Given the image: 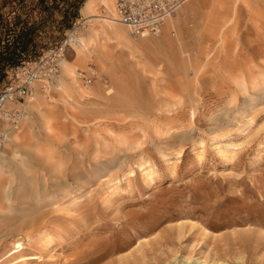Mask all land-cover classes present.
<instances>
[{
  "label": "rangeland",
  "instance_id": "1",
  "mask_svg": "<svg viewBox=\"0 0 264 264\" xmlns=\"http://www.w3.org/2000/svg\"><path fill=\"white\" fill-rule=\"evenodd\" d=\"M37 1L0 14L28 12L42 73L84 46L5 104L16 128L0 110V264H264V0H187L143 39L112 0L66 25L74 0Z\"/></svg>",
  "mask_w": 264,
  "mask_h": 264
},
{
  "label": "built area",
  "instance_id": "2",
  "mask_svg": "<svg viewBox=\"0 0 264 264\" xmlns=\"http://www.w3.org/2000/svg\"><path fill=\"white\" fill-rule=\"evenodd\" d=\"M186 0H114V10L119 20L127 26L129 33L134 38L158 35L165 21L174 14ZM67 44V40L63 41ZM62 45L52 51L48 73L41 72V56L24 61L21 65L8 71L9 82L0 92V103L3 100H11L22 103L25 98L32 95L35 90V82L41 80V76L58 73V59L63 55ZM84 81L90 83L96 75L95 70L89 67L87 74H81ZM12 125L17 123L20 111L7 110ZM17 116V117H16ZM10 119L9 117H7ZM4 139V134L0 133ZM0 139V142L3 140Z\"/></svg>",
  "mask_w": 264,
  "mask_h": 264
},
{
  "label": "trees",
  "instance_id": "3",
  "mask_svg": "<svg viewBox=\"0 0 264 264\" xmlns=\"http://www.w3.org/2000/svg\"><path fill=\"white\" fill-rule=\"evenodd\" d=\"M17 2L21 8H24V0H17ZM81 2L82 0L69 1L71 10L64 11L61 23L69 24L70 18L77 15L76 10ZM36 3L41 12H46L48 17L54 13L53 10L57 7L55 4L47 5L45 0ZM46 21L44 18L41 19V29ZM35 29L36 26L30 22L27 11L15 15L13 22L7 21L0 14V82L6 77L9 70L39 54L36 47Z\"/></svg>",
  "mask_w": 264,
  "mask_h": 264
},
{
  "label": "bare ground",
  "instance_id": "4",
  "mask_svg": "<svg viewBox=\"0 0 264 264\" xmlns=\"http://www.w3.org/2000/svg\"><path fill=\"white\" fill-rule=\"evenodd\" d=\"M103 4H105V5H107V2L109 1V0H100ZM187 1V0H186ZM185 1V2H186ZM184 2V3H185ZM89 3V2H88ZM86 4L85 5V9H87L88 7H89V4ZM103 7H104V5H102ZM178 11V10H177ZM176 11V12H177ZM175 12V13H176ZM175 13L174 14H172L169 18H171L173 15H175ZM112 17L113 18H111V17H109V18H107V21H111V22H116V23H118V24H120V25H122V26H125V27H127L126 25H124L120 20H119V17H118V15L116 14V12H115V10H114V0H112ZM168 18V19H169ZM166 22V21H165ZM160 34V33H159ZM158 34V35H159ZM155 36H157V35H155ZM148 37H151V36H147V37H143V38H148ZM134 38V37H133ZM143 38H134V39H143ZM83 38H82V36H80V33L78 32V31H72V33L69 35V38L67 39V42L70 44V45H72V46H74V45H79V46H84V43H83V40H82ZM60 60H61V62H62V58H59L58 59V61H59V63H60ZM63 63V62H62ZM95 73H96V71H95ZM50 77H47V75H45L44 76V78H42L41 80L42 81H45V83H46V85L48 84V83H53V82H55V81H57V75H53V74H48ZM79 75H80V73H78V77H79ZM41 80H38V81H36L35 82V90L33 91V93H32V95H30V96H28V97H26L25 98V101L24 102H22V103H17V104H20L21 106L24 104V103H26V102H29V101H31L33 98H34V96H35V93H36V91H37V88H36V83H40V85H41ZM84 83L86 84V85H88L89 83H87V82H85L84 81ZM9 101H11V100H3L1 103H0V110H1V115L3 116V118L4 119H6L10 124H11V122H10V120H12V119H14L15 117H14V115L12 116V117H10L9 116V114L8 113H6V111L8 110H6V107H5V104L7 103V102H9ZM15 102V101H14ZM5 107V108H4ZM21 112V111H20ZM7 117H9L10 119H8ZM17 117V116H16ZM12 118V119H11ZM21 119H22V113H19V116L17 117V123L15 124V125H12L11 124V126H13V127H15L16 128V126L17 125H19V123L21 122ZM5 136H6V134H5ZM184 264H190V263H188V262H185L184 261Z\"/></svg>",
  "mask_w": 264,
  "mask_h": 264
},
{
  "label": "crops",
  "instance_id": "5",
  "mask_svg": "<svg viewBox=\"0 0 264 264\" xmlns=\"http://www.w3.org/2000/svg\"><path fill=\"white\" fill-rule=\"evenodd\" d=\"M100 1V0H99ZM101 2V1H100ZM101 5H104V6H106L105 4H103L102 2H101Z\"/></svg>",
  "mask_w": 264,
  "mask_h": 264
}]
</instances>
